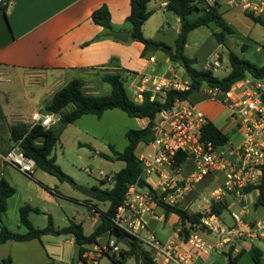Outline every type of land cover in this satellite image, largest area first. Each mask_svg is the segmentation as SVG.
<instances>
[{
  "label": "crops",
  "instance_id": "obj_1",
  "mask_svg": "<svg viewBox=\"0 0 264 264\" xmlns=\"http://www.w3.org/2000/svg\"><path fill=\"white\" fill-rule=\"evenodd\" d=\"M4 1L5 4L0 6V180L5 179L8 181L16 191L8 199V209L3 214L2 220L6 227H8V222L11 219L19 228L21 224L19 209L22 206L30 205L40 210L39 212H31L29 220L32 213L43 214L47 218L48 224L49 215L52 216L54 221L52 209H54L55 204H58L57 198H71L60 191L62 185L55 176L37 168L32 175H26L5 163L4 157L16 145L12 140L13 126L23 125L31 127L32 114L35 112L43 113L45 105L53 99L56 92L74 79H82L85 82L84 88L88 94L102 95L104 83H106L102 80V77L107 74L120 72L125 77L129 94L135 100L141 101L144 91L153 93L154 84L160 82L167 83L175 79H186V75L182 67L179 64L172 63L163 51L148 52L143 57L144 45L137 41H130V26L126 23L131 13L130 0ZM217 1L220 12V0ZM236 1L240 4L239 0ZM168 2L169 0L150 1L148 10L152 12V15L145 21L142 30L146 38L166 43L154 35L159 32H165V26H167L173 31L175 38L170 46H174L180 32L181 23L176 14L166 9ZM102 6H106L110 12L113 31L129 32V40L127 42L110 38L109 34L111 35L112 31L110 33L107 32L102 26L93 21V12ZM230 10L228 9V11ZM154 17L159 21V26L156 25V29L146 32L145 26ZM218 49H223V46L219 43ZM159 52L164 53V56L158 57L157 54ZM215 53L217 51L210 53L200 68H204L206 62ZM196 59L198 60V58ZM221 61L223 65V60ZM199 63L198 60V65ZM197 94L200 97L196 102L192 101L193 96L189 101L195 103L207 115L209 121L213 122L224 134L228 135L229 142L225 146L220 147L221 150L234 151L238 146L230 143V134L239 133L241 135V133L237 124L229 119L228 109L220 103L209 101L201 92ZM72 109H74V105L70 104L64 112H70ZM115 111L122 112L118 109H113L105 113ZM224 112L226 115L223 119ZM59 114L61 115V113ZM86 116L88 115L68 125L63 134L68 128L81 123ZM133 120L138 128H143L147 124L145 120ZM57 124L58 122L53 126ZM107 143L105 149L107 147L110 150L112 148L115 149L114 144L110 143L109 140H107ZM81 145H90L97 155L99 153L109 155L101 150L103 149L102 146L87 143ZM225 147L229 148L226 149ZM109 156L113 157L114 153ZM188 162L190 161L185 160L180 166L179 176L181 178H187L182 173L185 172L184 166ZM215 175L219 177L220 182H223L224 175L222 173L218 172ZM112 176L103 179V182L109 183V186L99 189L111 188ZM145 180L151 185L156 194L160 193L157 186L158 181L155 183L149 181V178ZM152 183L155 184V187ZM194 188L195 186L187 192L180 204L184 202L185 198ZM37 199L44 203L43 207L37 206ZM256 199L257 194L255 191L248 193L246 197L248 209L250 206L254 208ZM82 204H85L89 209L90 213L88 216L83 218H77L76 216L73 219H68L66 222L63 221L64 225L62 226H57L54 222L55 227L63 228L73 221L82 225L85 235L92 234L97 226L102 223L101 214L107 210L109 205L108 203H99L87 197ZM96 204L97 206H93L90 209V205ZM179 206L182 208L181 205ZM229 207L231 206L229 205ZM254 210L257 211V209ZM142 220L146 225V229L142 232L146 231L147 233L154 234L165 244L171 243L180 248L185 247V240L179 232L181 229L180 221L176 215L172 214L166 218L164 210L161 212L155 204L152 212H144L142 214ZM9 229L16 232V229ZM139 236L146 238L141 232ZM111 238L112 236L107 234L102 235L98 238L97 243L87 244L84 246V249L93 250L96 245L102 246ZM37 240L42 242L43 249V253L37 255L40 257V262L32 263L27 261L21 264L73 263L74 245L76 242L72 235H48L43 236L41 239L20 243L31 244ZM12 242L18 241L9 240L0 245V261L7 260L11 264L13 263L12 252L8 249L9 244ZM143 247L151 254L156 263H163V257L155 249L145 243ZM245 249L250 248L247 247ZM223 253L227 252L222 251L209 257H197L192 264H218V258ZM3 264H7V262Z\"/></svg>",
  "mask_w": 264,
  "mask_h": 264
},
{
  "label": "trees",
  "instance_id": "obj_2",
  "mask_svg": "<svg viewBox=\"0 0 264 264\" xmlns=\"http://www.w3.org/2000/svg\"><path fill=\"white\" fill-rule=\"evenodd\" d=\"M151 0H130L131 13L126 23L130 26V41H137L144 45L143 57L148 52L163 51L174 64H179L185 75L186 81L190 85L188 90L179 91L170 89L165 95H156L152 99L153 93L144 91L142 100H135L128 92L125 77L122 73L107 74L102 80L111 86V91L107 95H92L85 90V82L82 79H74L66 84L62 89L56 92L53 99L44 107L43 114L61 113V119L56 126L44 129L41 125L31 127L18 125L12 127V140L26 155L32 157L36 162V168L40 169L52 176H55L60 182L73 183L72 177L63 172L57 163L54 149L59 142L65 128L75 123L78 119L85 115H94L98 118L108 111L118 109L133 119L149 120L144 128L130 129L126 132L127 145L122 152H116L113 148L114 156L99 153V156L118 160L125 163V167L112 176L111 188L97 190L94 200L101 203H108L107 210L101 214L102 223L97 226L95 231L90 235H85L81 224L71 222L63 228H56L51 215L48 217V224L45 228H35L29 220L31 212H39L38 208L30 205H24L19 209V218L21 224L27 229L25 233L11 231L2 220L3 214L8 209V199L15 194V188L5 179L0 180V245L9 240L18 242L31 241L41 239L43 236H64L72 235L75 242L80 244L81 257L85 251L84 246L98 242V238L102 235L112 236L115 230L121 235H127L119 230L114 222L118 208L123 204L125 193L131 184L137 183L142 189H153L143 178V169L137 155V149L142 144H150L153 140L151 125L162 109H169L177 101H189L192 96L200 92L203 86L219 89L221 92H227L233 84L246 78L253 76L255 78L264 79V64L256 63L242 58L237 52L229 49L226 43L227 34L235 33V29L219 12L218 1L210 9H207L203 0H169L166 9L176 14L181 23L180 32L175 40L174 46H170L164 42L148 39L143 34V24L152 15L148 10V4ZM255 24L264 27V18L255 16L252 13L245 12ZM93 21L102 26L107 32L114 30L111 15L106 6L96 9L92 14ZM214 36L219 44L228 48V61L230 71L224 77L216 76L212 69H204L198 67V60L185 54V48L188 42L189 34L200 27H212ZM110 38L118 40L109 34ZM245 50V46L242 47ZM221 60L222 56H220ZM74 105V109L70 112L64 110L70 105ZM203 139L212 142L217 147H223L229 142L228 135L224 134L213 122L209 121L202 130ZM88 148L93 149L90 145ZM185 162L183 156L177 157L176 166L180 167ZM255 191L257 194L254 209L264 206V177L262 183L255 187H249L246 193ZM161 195L155 193L154 202L160 206L167 218L169 215H176L180 221V234L186 241L190 234L188 224L194 225L201 221L204 213H190L179 205L171 206L165 203ZM91 201V200H88ZM230 202L227 199L222 201H213L210 204V213L223 217L225 211L229 209ZM96 205H90V209ZM133 242L132 248L122 247L120 257H111L115 264H125L126 258L134 256L140 264H158L154 261L151 254L144 249V243L136 237H131ZM117 242H119L116 239ZM246 253L250 254L254 264H264V253L260 247L254 245L247 252L241 249L234 252L231 247L227 252L228 262L236 264L240 258ZM6 263L7 260L0 261ZM73 264V263H72ZM80 264V263H79Z\"/></svg>",
  "mask_w": 264,
  "mask_h": 264
},
{
  "label": "built area",
  "instance_id": "obj_3",
  "mask_svg": "<svg viewBox=\"0 0 264 264\" xmlns=\"http://www.w3.org/2000/svg\"><path fill=\"white\" fill-rule=\"evenodd\" d=\"M203 1L207 9L216 3V0ZM234 3L235 0L229 1V5ZM239 3L255 16L264 14V0H239ZM4 4L5 1L0 0V6ZM222 67L220 55L215 53L206 62L204 69H212L215 72ZM189 85V81L181 79L156 83L152 99L156 95H165L170 89L188 90ZM200 92L209 101L220 103L228 109L229 119L237 124L241 133L238 147L228 152L212 142L205 141L202 130L209 122L207 115L195 103L177 101L173 107L162 109L158 113L151 125L153 140L150 144H142L152 149L149 153L138 155L143 178L156 176L157 186L160 188L157 195L165 193L161 199L168 205L176 206L180 205L194 184L220 172L224 175V180L221 187L213 192L215 201L232 196L234 200L237 199L241 210L230 213L231 225L226 224L223 217L211 214L210 210L205 212L199 223L192 227L188 224L190 234L185 241V247L180 248L161 242L152 233H149V238L139 236L140 232L146 229L142 214L152 212L156 204L155 191L153 188L154 192L142 189L137 183L131 184L113 222L119 230L127 234L126 236L136 237L155 249L163 257L162 264H192L197 257H209L226 246L229 250L234 247V252L237 253L241 249L264 242V216L249 220L246 202L248 193L245 192L249 187L260 185L264 177V79L247 76L233 84L225 93L208 86H203ZM60 119L59 113L35 112L31 116L32 126L41 125L46 130ZM145 121L148 124L149 120ZM178 156H183L193 164V173L187 178L179 176L180 167L176 166ZM4 161L26 175H32L36 169L35 160L18 146L6 154ZM99 175L106 178L102 171ZM123 246L112 237L102 246L96 245L93 250L85 249L79 263L101 264L103 258H109V264H115L111 257L120 256Z\"/></svg>",
  "mask_w": 264,
  "mask_h": 264
},
{
  "label": "rangeland",
  "instance_id": "obj_4",
  "mask_svg": "<svg viewBox=\"0 0 264 264\" xmlns=\"http://www.w3.org/2000/svg\"><path fill=\"white\" fill-rule=\"evenodd\" d=\"M253 2H258L259 0H249ZM155 5V4H152ZM228 9H231L228 11ZM220 12L223 14L225 19L230 23V25L235 29V33L227 34L226 43L229 49L237 52L242 58L249 59L255 62L257 65L264 64V27L259 24H255L249 17L245 15L244 12L252 13L250 10L243 8L238 1L229 5V0H220ZM264 18V14L262 15ZM156 25L159 26V21L156 17L150 20V22L145 26L146 32L156 29ZM212 28H216L215 25L212 27H200L192 31L188 38V44L186 46V54L188 56L196 57L199 60L198 67H202L205 63L206 57L212 53L216 52L222 56L223 68L216 71L215 74L218 77H224L230 71L229 61H228V48L223 47V49H218V42L214 36ZM165 32H159L154 36L164 40L167 44H171L174 40L173 31L165 26ZM245 46V50H243ZM158 57H163L164 53L159 52ZM181 80H185L182 78ZM104 92L102 95H106L110 92V85L104 83ZM200 96L197 94L193 96L192 101H197ZM226 113L223 114V119ZM142 124V122H141ZM138 126L135 124L133 118L127 116L124 112H108L105 113L102 118H98L93 115L86 116L83 121L71 128H68L63 136H61L59 142L54 149V155L57 157V163L61 167L64 173L73 178V183L60 182L62 187L61 192H64L71 199L58 197V204H55L54 209H52V215L54 217V222L57 226L64 225L63 221L68 219L83 218L89 215L90 211L85 204H82L86 197L76 188V186L95 189L108 187L109 183H104L99 172L102 171L106 177L116 174L124 166L122 161L109 160L107 158L101 157L95 153L93 149L83 146L81 144H96L102 146V151L107 154H113V151L108 147L105 149V145L110 143L114 144L116 152H122L127 145L126 132L130 129H136ZM240 134H230V140L234 146H238L240 142ZM226 148V147H225ZM229 148V147H228ZM226 148V149H228ZM150 146L140 145L137 149V155L141 153L151 152ZM185 167V172L183 175L189 177L193 173V164L187 163ZM217 175L212 174L211 176L205 177L200 182L194 184L195 188L189 195L185 198L184 202L180 204L182 208L187 209L190 213L201 212L205 213L209 210L210 204L215 201L213 192L221 187L220 180ZM149 181L157 182L158 178L156 176H150ZM59 191V190H58ZM160 191V188L158 189ZM160 197V196H159ZM230 202L229 209L223 214V218L226 224L231 225L232 219L230 213L235 211L239 212L241 210L237 199H233L232 196L225 197ZM37 206L43 207L44 203L37 199ZM157 209L163 212V209L156 205ZM249 220H255L263 218L264 216V206L257 208V211L250 206L249 208ZM31 222L35 227L42 228L47 225V218L43 214L32 213ZM8 228L16 229V232L24 233L26 228L20 224L18 228L14 221L11 219L8 222ZM144 237L149 238V233L141 232ZM8 246L12 252L13 263L21 264L27 261L32 263H39V258L37 255L43 253L42 242L35 241L31 244H25L20 242H12ZM264 252V242H259L257 244ZM125 247V246H124ZM127 248V247H126ZM251 249V248H250ZM250 249H244L249 251ZM222 251H229V247L226 246L218 253ZM216 253V254H218ZM5 256V255H4ZM264 261V256H263ZM108 259H103L101 264H109ZM0 264H3L0 262ZM7 264H11L7 261ZM125 264H140L137 262L134 256H129L126 258ZM218 264H230L228 262L227 253L220 254L218 258ZM236 264H254L250 254L246 253Z\"/></svg>",
  "mask_w": 264,
  "mask_h": 264
},
{
  "label": "water",
  "instance_id": "obj_5",
  "mask_svg": "<svg viewBox=\"0 0 264 264\" xmlns=\"http://www.w3.org/2000/svg\"><path fill=\"white\" fill-rule=\"evenodd\" d=\"M111 35L116 37L117 39L127 42L129 40V32L128 31H112ZM76 188L88 199H94L97 190L96 189H89L80 186H76ZM112 237L117 239L122 245L127 248L133 247L132 239L126 235H121L118 230H115L112 234ZM81 257V245L75 243L74 245V260L73 264H79Z\"/></svg>",
  "mask_w": 264,
  "mask_h": 264
}]
</instances>
